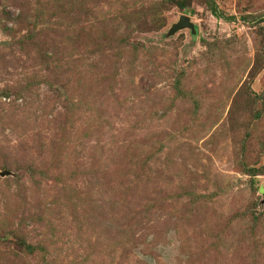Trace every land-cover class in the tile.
<instances>
[{
    "label": "rangeland",
    "instance_id": "374dc122",
    "mask_svg": "<svg viewBox=\"0 0 264 264\" xmlns=\"http://www.w3.org/2000/svg\"><path fill=\"white\" fill-rule=\"evenodd\" d=\"M215 2L0 0V264H264V0Z\"/></svg>",
    "mask_w": 264,
    "mask_h": 264
},
{
    "label": "water",
    "instance_id": "95a60500",
    "mask_svg": "<svg viewBox=\"0 0 264 264\" xmlns=\"http://www.w3.org/2000/svg\"><path fill=\"white\" fill-rule=\"evenodd\" d=\"M184 29H190L192 34H197L196 25L193 24L190 18L187 16H182L179 22L173 25L171 29V33H175L179 30H184ZM2 176H5V173H3Z\"/></svg>",
    "mask_w": 264,
    "mask_h": 264
},
{
    "label": "trees",
    "instance_id": "16d2710c",
    "mask_svg": "<svg viewBox=\"0 0 264 264\" xmlns=\"http://www.w3.org/2000/svg\"><path fill=\"white\" fill-rule=\"evenodd\" d=\"M208 5H209V8H210L211 13L215 17H217V18H223L222 14L218 11L217 4H216L215 0H208ZM227 19L228 20H232L234 18H227ZM196 29H197V26H196ZM23 38L29 39L28 36H24Z\"/></svg>",
    "mask_w": 264,
    "mask_h": 264
}]
</instances>
